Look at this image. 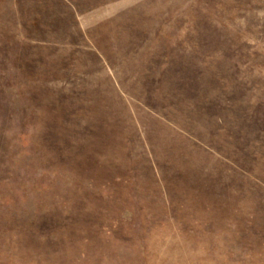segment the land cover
Instances as JSON below:
<instances>
[{
  "label": "rangeland",
  "instance_id": "1",
  "mask_svg": "<svg viewBox=\"0 0 264 264\" xmlns=\"http://www.w3.org/2000/svg\"><path fill=\"white\" fill-rule=\"evenodd\" d=\"M0 264H264V0H0Z\"/></svg>",
  "mask_w": 264,
  "mask_h": 264
}]
</instances>
